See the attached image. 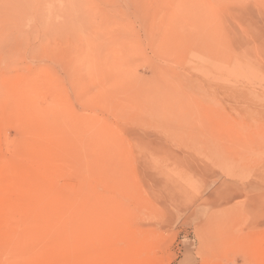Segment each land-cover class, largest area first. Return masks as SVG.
I'll use <instances>...</instances> for the list:
<instances>
[{
    "label": "rangeland",
    "instance_id": "1",
    "mask_svg": "<svg viewBox=\"0 0 264 264\" xmlns=\"http://www.w3.org/2000/svg\"><path fill=\"white\" fill-rule=\"evenodd\" d=\"M0 264H264V0H0Z\"/></svg>",
    "mask_w": 264,
    "mask_h": 264
}]
</instances>
